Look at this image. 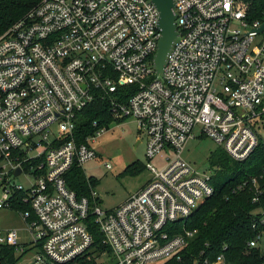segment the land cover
<instances>
[{
    "label": "built area",
    "instance_id": "built-area-1",
    "mask_svg": "<svg viewBox=\"0 0 264 264\" xmlns=\"http://www.w3.org/2000/svg\"><path fill=\"white\" fill-rule=\"evenodd\" d=\"M174 2L178 35L162 76L154 70L160 31L150 0H41L0 34V209L28 205L19 214L34 251L26 259L17 231L0 230V264L2 246L14 248L13 264L89 259L90 220L106 248L93 255L96 264L109 256L111 264L180 262L195 233L173 228L214 194L212 169L200 172L181 157L195 129L236 163L255 151L260 136L251 123L264 118V33L255 32L262 21L248 23L237 0ZM127 86L135 92L125 100ZM95 98L108 102L114 122H137L152 174L107 211L95 188L79 197L65 181L74 164L82 169L95 158L90 143L106 129L83 143L73 138L75 113ZM21 177L25 187L14 182ZM250 184L259 203L258 182ZM257 215L246 247L264 257V208ZM188 264L231 262L202 251Z\"/></svg>",
    "mask_w": 264,
    "mask_h": 264
},
{
    "label": "trees",
    "instance_id": "trees-1",
    "mask_svg": "<svg viewBox=\"0 0 264 264\" xmlns=\"http://www.w3.org/2000/svg\"><path fill=\"white\" fill-rule=\"evenodd\" d=\"M41 0H0V34L4 33L12 24L19 21L27 12ZM246 6L245 14L248 23L262 21L264 18V0H237ZM132 96L133 87L120 88ZM106 100L95 98L87 107L75 113V129L73 138L77 143H83L89 136L99 129H107L114 121L109 114ZM97 123V127L94 126ZM253 154L243 162H234L221 149L216 150L209 159V165L214 170L212 184L214 194L189 216L186 222H181L173 228L175 232L194 231L193 238L182 253V260L171 261L166 264H188L192 258L204 252V256L214 257L225 254L231 264H260L263 255L260 249H248L246 244L256 236L252 225L258 217L257 211L264 208V139L260 138ZM131 174H138L143 170L139 164H132L127 169ZM255 178L261 194L259 203L252 202L253 190L250 180ZM66 185L75 191L79 197H90L92 188H96L94 181L87 180L84 172L76 164L65 176ZM248 185L238 190L242 182ZM13 208L26 210L28 205L15 204ZM90 220V219H89ZM89 230L93 236V245L88 259L87 255L77 258L68 264H96L93 255L106 251L102 244V236L98 227L92 222ZM1 264H13L18 260L13 247H1Z\"/></svg>",
    "mask_w": 264,
    "mask_h": 264
},
{
    "label": "rangeland",
    "instance_id": "rangeland-1",
    "mask_svg": "<svg viewBox=\"0 0 264 264\" xmlns=\"http://www.w3.org/2000/svg\"><path fill=\"white\" fill-rule=\"evenodd\" d=\"M251 126L260 138L264 139V118L253 120ZM194 134L196 137L188 140L181 151V157L200 172L210 170L212 168L209 159L219 148L209 138L199 135L198 128L195 129ZM145 141V137L138 131L137 122L128 118L121 122H113L104 133L90 143L96 156L82 166V171L87 180L91 179L96 183L95 191L99 206L103 210L118 207L152 179V174L144 168L148 162L145 156ZM33 142L37 144L38 140L33 139ZM42 148V146L33 147L26 156L31 158L40 153ZM151 163L157 168L162 165L160 158ZM106 164H109V169L105 168ZM132 164H139L143 170L138 174L127 172L126 169ZM212 171L214 175V170ZM14 182L23 187L27 185V180L23 177L17 178ZM10 229L16 230L20 244L29 248L26 259L31 257L34 251L30 248L27 225L22 221L19 210L13 207L0 209V230ZM111 261L109 256L104 264H111Z\"/></svg>",
    "mask_w": 264,
    "mask_h": 264
},
{
    "label": "water",
    "instance_id": "water-1",
    "mask_svg": "<svg viewBox=\"0 0 264 264\" xmlns=\"http://www.w3.org/2000/svg\"><path fill=\"white\" fill-rule=\"evenodd\" d=\"M158 11V28L160 39L154 53V70L157 75H163V66L165 64L168 51L178 35L175 22V2L174 0H150ZM257 34L264 33V18L261 25L255 30ZM16 175L19 170L15 171Z\"/></svg>",
    "mask_w": 264,
    "mask_h": 264
}]
</instances>
